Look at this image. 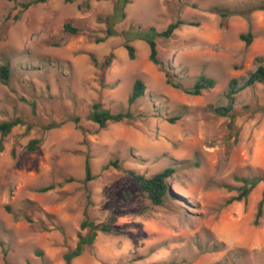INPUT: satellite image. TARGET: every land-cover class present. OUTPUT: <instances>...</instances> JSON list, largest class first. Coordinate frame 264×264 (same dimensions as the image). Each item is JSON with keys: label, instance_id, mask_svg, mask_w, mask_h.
<instances>
[{"label": "rangeland", "instance_id": "rangeland-1", "mask_svg": "<svg viewBox=\"0 0 264 264\" xmlns=\"http://www.w3.org/2000/svg\"><path fill=\"white\" fill-rule=\"evenodd\" d=\"M30 1L0 0V66L12 70L0 82V121H23L0 135V264H65L88 233L86 214L95 226L113 219L118 233L98 232L72 264H264V215L255 225L264 183L231 204L238 192L225 187L264 173V84L236 95L231 115L214 113L229 105L232 81L242 86L264 65V9L251 11L264 0H131L118 35L102 43L117 0L25 8ZM216 7L234 14L223 22ZM178 20L198 26L157 39L161 65L139 39L129 59L126 32H162ZM66 23L80 33H65ZM248 33L250 45L240 38ZM201 76L216 86L188 94ZM137 80L150 97L130 107L140 116L105 128L89 119L96 104L127 111ZM167 168L180 200L154 206L130 171L148 178Z\"/></svg>", "mask_w": 264, "mask_h": 264}, {"label": "trees", "instance_id": "trees-1", "mask_svg": "<svg viewBox=\"0 0 264 264\" xmlns=\"http://www.w3.org/2000/svg\"><path fill=\"white\" fill-rule=\"evenodd\" d=\"M69 3H72L73 0H66ZM106 1V0H103ZM47 0H31L30 2L24 5L25 8H29L34 5H38L40 3H46ZM131 4V0H117L113 12L110 16L103 20L104 23L107 24L106 35L104 38L96 39L97 43H102L106 39L110 37H115L118 33L115 31L114 27L119 24L120 22L126 19V11L125 8L127 5ZM89 7V4H87ZM264 9L263 6H256L251 8V11H257ZM215 10L218 12L220 17L222 18L223 22H225L234 12L216 7ZM237 13V12H236ZM182 26H198L197 24L188 23L186 21L178 20L172 24H170L166 30L162 32H158L156 28L150 27L146 31H129L124 34V38L126 43L124 45L125 49L128 52V56L130 60H135L136 58V50L135 47L132 45V42L135 39L143 40L146 42L150 49L149 59L154 65H161L160 60L158 59V44L157 39L161 38L163 40H169L173 37L174 32L180 29ZM65 33L71 35H78L80 31L77 28H74L71 23H66L64 26ZM241 40L245 41L247 45H250L253 41V36L251 33L247 35H241ZM12 77V70L10 65H3L0 66V82L3 84H7ZM174 88H180V85L174 84L171 81L168 82ZM216 80L213 78L201 76L196 84L190 90H185L188 94L194 96H201L204 91H209L216 86ZM256 84H264V65L259 64L257 70L253 72L249 78L245 81L242 86H238L236 81H232L229 85L228 90V97H229V105L227 107H218L215 108L214 113L220 116H229L231 112L234 110V100L235 96L238 95L240 92L255 86ZM144 98V99H143ZM148 100L150 97H146V87L141 80H137L134 84L132 94L128 101V110L124 112H119L113 114L109 110H105L101 108V105L96 104L93 107V112L90 114L89 119L94 123L100 125L102 128H105L109 123H122L124 121L130 122L135 120L138 116V113H134L130 107L134 105L138 100ZM178 118H171L168 121L170 123H175ZM75 123H79V119L76 118ZM23 124L21 119H15L12 121H0V135L5 137L9 135L12 130L17 127L18 125ZM62 124H51L50 128H59ZM39 144L38 140H33L27 146L26 150L28 152H34L37 150V145ZM3 151L2 143L0 142V152ZM175 173L173 168H167L164 171L157 173L151 177H144L142 175H138L132 171H130V175L138 182V186L140 190L145 194L146 198L151 202L154 206H164L167 200H180V197L175 195L171 192L168 180L172 177ZM94 179L91 169L90 160L87 159L85 162V181H92ZM73 178H68L65 180L66 183L74 182ZM235 181L241 183L240 187L228 186L225 187L228 191L236 190L238 192L237 196L232 197L228 204L233 202H241L242 200L246 199L251 191L260 183H264V173L257 174L251 177H236ZM54 186L51 185L47 188L40 190L41 192H46L53 189ZM89 199V204L92 205V201ZM264 215V190L262 193L261 201L259 202L255 225H258L259 220ZM113 219H111L108 223H103L98 226H95L94 221L90 215L86 214L85 221L81 225V229H88V233L86 236H83L79 233L78 244L75 249L68 250L63 255V260L65 264H72V262L79 258L85 251L87 246H92L95 242L97 237V233L101 232L103 234H117L118 230L117 227L113 225Z\"/></svg>", "mask_w": 264, "mask_h": 264}]
</instances>
